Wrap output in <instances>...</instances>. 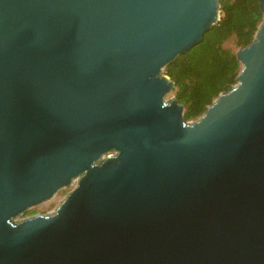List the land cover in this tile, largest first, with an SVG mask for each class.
Segmentation results:
<instances>
[{
	"label": "water",
	"instance_id": "water-1",
	"mask_svg": "<svg viewBox=\"0 0 264 264\" xmlns=\"http://www.w3.org/2000/svg\"><path fill=\"white\" fill-rule=\"evenodd\" d=\"M220 19V0H0V264H264V19L200 118L167 100L166 66Z\"/></svg>",
	"mask_w": 264,
	"mask_h": 264
},
{
	"label": "trees",
	"instance_id": "trees-1",
	"mask_svg": "<svg viewBox=\"0 0 264 264\" xmlns=\"http://www.w3.org/2000/svg\"><path fill=\"white\" fill-rule=\"evenodd\" d=\"M220 3V21L205 33L202 42L164 70L176 83L173 96L184 105L187 120L200 118L221 93L237 83L241 63L236 52L253 41L264 19L260 0ZM227 42L232 46H226ZM30 213L37 214V210Z\"/></svg>",
	"mask_w": 264,
	"mask_h": 264
},
{
	"label": "rangeland",
	"instance_id": "rangeland-1",
	"mask_svg": "<svg viewBox=\"0 0 264 264\" xmlns=\"http://www.w3.org/2000/svg\"><path fill=\"white\" fill-rule=\"evenodd\" d=\"M226 46H229L230 47V46H232V44L230 42H227L226 43ZM172 97H174L173 96V93L170 94L169 96H167V100L169 101ZM72 188H73V186L61 190L52 199H50L48 201H45V202L37 205L36 207L32 208L31 210L27 211L24 215L21 216V219L32 216L33 214L30 213L32 210H37V214L38 213H42V214H50V213H53L55 211V209L57 208V206L60 204V202L64 199V197L68 194V192Z\"/></svg>",
	"mask_w": 264,
	"mask_h": 264
}]
</instances>
